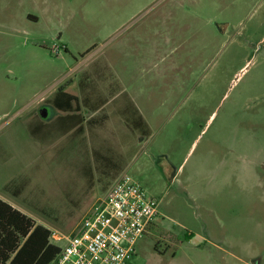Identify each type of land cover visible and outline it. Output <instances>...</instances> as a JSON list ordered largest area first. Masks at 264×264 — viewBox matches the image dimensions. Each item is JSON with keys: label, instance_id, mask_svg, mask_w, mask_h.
Instances as JSON below:
<instances>
[{"label": "rangeland", "instance_id": "374dc122", "mask_svg": "<svg viewBox=\"0 0 264 264\" xmlns=\"http://www.w3.org/2000/svg\"><path fill=\"white\" fill-rule=\"evenodd\" d=\"M0 168L66 236L131 176L128 264H264V0H0Z\"/></svg>", "mask_w": 264, "mask_h": 264}, {"label": "built area", "instance_id": "2783aa9c", "mask_svg": "<svg viewBox=\"0 0 264 264\" xmlns=\"http://www.w3.org/2000/svg\"><path fill=\"white\" fill-rule=\"evenodd\" d=\"M157 207L137 181L122 176L95 200L75 233L52 231L51 242L61 249L52 264H128L158 215Z\"/></svg>", "mask_w": 264, "mask_h": 264}, {"label": "trees", "instance_id": "16d2710c", "mask_svg": "<svg viewBox=\"0 0 264 264\" xmlns=\"http://www.w3.org/2000/svg\"><path fill=\"white\" fill-rule=\"evenodd\" d=\"M51 233L0 199V264H52L61 249Z\"/></svg>", "mask_w": 264, "mask_h": 264}, {"label": "crops", "instance_id": "0c3cea01", "mask_svg": "<svg viewBox=\"0 0 264 264\" xmlns=\"http://www.w3.org/2000/svg\"><path fill=\"white\" fill-rule=\"evenodd\" d=\"M66 104H67V101L65 102ZM60 105H62V101H57L56 102V106H57V108H58V110L59 111H63V116H61V119L63 120V119H65V120H68V119H70L71 117L73 118L74 116H76V115H78L79 114V111H80V109H78V108H75V113H72V108H61V106ZM79 121H81L80 119L77 121V123H79ZM32 133H35V131H32ZM14 146V143L12 142V147ZM3 171H5V169L4 168H0V172H3ZM5 178V177H4ZM3 178V176L2 175H0V182L1 181H5L3 184L4 185H2V186H4V188L5 187H7L8 185V183L10 182V180L11 179H8V180H6V179H4ZM112 187V186H111ZM110 187V188H111ZM109 188V189H110ZM1 189V188H0ZM109 191V190H108ZM17 195H19V191H14L10 196L7 194V193H5V192H1L0 191V199L1 200H3V201H5L6 203H8L9 205H11L13 208H15V209H17V210H19L20 212H22V213H24L25 215H27V216H29L30 218H32L31 216H30V214H28V212H26L27 210H25L24 208H23V206H21L20 204H18L17 202H16V200L14 199V196H17ZM106 195V194H105ZM103 197V196H102ZM33 219V218H32ZM34 220V219H33ZM35 221V220H34ZM37 224H39L37 221H35ZM39 225H41V224H39ZM42 226H44V225H42ZM44 227H46V226H44ZM151 227V226H150ZM150 227H149V229H150ZM47 228V227H46ZM50 231H53V230H50Z\"/></svg>", "mask_w": 264, "mask_h": 264}, {"label": "water", "instance_id": "95a60500", "mask_svg": "<svg viewBox=\"0 0 264 264\" xmlns=\"http://www.w3.org/2000/svg\"><path fill=\"white\" fill-rule=\"evenodd\" d=\"M41 116L43 118H46L47 117V111L43 110V112H41Z\"/></svg>", "mask_w": 264, "mask_h": 264}]
</instances>
